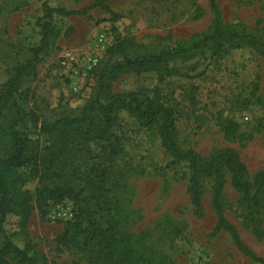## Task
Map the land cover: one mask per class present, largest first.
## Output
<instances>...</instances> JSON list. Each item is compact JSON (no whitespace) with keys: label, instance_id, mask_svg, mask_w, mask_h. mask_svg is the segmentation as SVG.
Instances as JSON below:
<instances>
[{"label":"rangeland","instance_id":"obj_1","mask_svg":"<svg viewBox=\"0 0 264 264\" xmlns=\"http://www.w3.org/2000/svg\"><path fill=\"white\" fill-rule=\"evenodd\" d=\"M93 2L50 0L49 4L80 10ZM216 2L225 22L246 29H253L259 20L264 25V0ZM41 4L40 0H0V85L38 44ZM107 6L121 18L113 21L98 8L89 9L87 17L54 18L58 38L41 55L35 80L24 86L33 96L25 105L27 110L36 107L41 118L53 121L63 110L81 108L93 94L96 68L107 61L106 50L116 38L159 47L205 31L211 20L208 0H110ZM170 68L179 73L164 80L156 72L126 73L113 83V91L143 89L150 96L159 95L175 112L176 140L181 147L203 157L217 149L232 148L250 178L264 169V58L247 47L224 54L205 49ZM225 122L238 126L235 137L225 135ZM112 134L108 142L80 146L73 162L66 163L67 174L61 181L80 192L81 207L97 227H107V210L133 239L157 224L168 223L183 231L181 237L173 243L157 241L148 248L175 264H254L237 252L225 233L210 236L215 217L209 207V183L203 190L204 217L192 214L186 167L170 165L154 131L140 128L133 117L120 113ZM111 143L114 150L119 149L117 154L111 152ZM36 187L34 180L23 189L33 193ZM223 199L228 221L243 242L264 259V240L258 241L245 226L236 210L237 195L229 186ZM43 209L45 214L34 209L25 238L44 255L47 264H96L92 260L95 249L75 251L55 242L65 222L73 218L72 201ZM6 228L14 231L15 220L10 219Z\"/></svg>","mask_w":264,"mask_h":264},{"label":"trees","instance_id":"obj_2","mask_svg":"<svg viewBox=\"0 0 264 264\" xmlns=\"http://www.w3.org/2000/svg\"><path fill=\"white\" fill-rule=\"evenodd\" d=\"M40 1L42 17L37 23L40 40L28 50V58L16 64L0 85V264H47L44 255L25 238L29 220L35 208L45 214L44 207L65 200L72 201L74 215L55 239L58 245L75 251L93 248L96 253L92 260L96 264H175L148 245L157 241L173 243L183 233L178 226L157 224L133 239L107 210V227L99 228L81 207L80 192L61 183L67 174L66 163L73 162L80 146L91 141L108 142L113 137L120 113L133 117L140 128L156 133L171 166L185 165L186 194L196 218L205 215L203 190L205 184H210L209 207L215 217L210 236L225 233L240 255L254 264H264V259L243 242L236 227L228 221L223 199L229 186L237 195L236 210L245 226L258 241L264 240V169L250 178L248 168L232 148L217 149L203 157L193 149L181 147L176 140L175 112L159 95L150 96L143 89L115 92L112 87L126 73L156 72L160 80L177 75L179 72L170 68L171 64L187 61L205 49L224 54L247 47L264 58L262 21L253 29L225 22L216 0H208L211 16L208 28L188 39L155 47L116 38L106 50L107 61L96 68L90 98L78 110H63L50 121L41 118L36 107L26 109L33 96L24 86L35 80L41 55L58 38L54 18L87 17L89 9L95 8L108 13L113 21L121 17L107 6L110 0H94L90 7L80 10L55 8L49 4L50 0ZM237 129L231 122L222 125L228 138L235 137ZM109 148L113 154L119 152L114 150V143ZM34 180L37 187L33 193L23 189ZM98 208L103 210L100 205ZM10 219L15 220L14 231L6 228Z\"/></svg>","mask_w":264,"mask_h":264}]
</instances>
